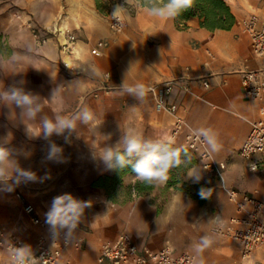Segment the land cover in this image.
Here are the masks:
<instances>
[{"label":"crops","instance_id":"crops-1","mask_svg":"<svg viewBox=\"0 0 264 264\" xmlns=\"http://www.w3.org/2000/svg\"><path fill=\"white\" fill-rule=\"evenodd\" d=\"M262 2L264 0H231L227 6L234 16V26L229 31L213 32L201 28L198 19H191L181 27L175 19L159 21L150 17L147 9L138 6L129 9L130 15L123 16L122 33L105 32L102 39H98L108 42L107 50L100 57L76 63L74 60L82 56V49L76 56L62 55L65 68L75 74L71 99L62 100L65 109L72 105L77 112L81 107H89L103 116L102 122L95 130L81 125L79 135L73 133L67 143L63 136L51 137L52 141L61 140L58 145L63 148V162L52 161L41 167L35 160L27 170L35 172L40 180L15 186L12 196L2 191L6 195L0 198V225L14 230L24 246L32 251L37 237L50 231L46 213L53 198L70 193L90 202L75 236L71 237L72 241L82 239V248L79 251L68 249L63 255L73 264L93 263L101 246L115 241L122 233L139 249L157 251L168 246L176 253L193 254L197 264L200 258L204 264H239L240 247L210 235L213 226H228L229 219L236 213L221 182L204 172L200 164L187 171L184 182L193 190L199 186L206 188L205 196L199 193L204 199L202 204L187 192L168 188L167 183L161 186L142 183L135 173L122 175L112 186L113 191L121 195L116 198L104 188L94 187L93 183L113 178L116 171L105 169L98 151L117 144L122 135L121 127H134L148 138H171L172 124L175 117H179L199 135L201 129H210L216 134L219 150L213 151L208 145L207 149L216 162L226 165L223 186L240 194L253 195L264 204V177L250 172L238 156L250 130L246 121L261 117L259 109L264 108L243 99L241 71L244 68L264 70V61L253 57L249 40L237 34L240 21L249 14L258 16L260 24L264 25ZM206 51L214 59H209ZM105 74L110 75V91L97 100L80 102L82 96L79 95L98 88ZM126 76L128 84L174 83L168 102L176 106L175 116L156 112L150 93L143 104L132 96L120 94L118 87ZM204 82L209 84L208 89L203 87ZM60 105L61 100L50 102L48 99L45 102L47 115L51 116L52 110ZM183 136L184 133L172 139L173 146L182 149ZM84 141L90 142L88 146ZM193 172L201 174L199 181L188 178ZM18 193L45 221V231L31 224L23 203L16 199ZM12 199L11 203L6 202ZM205 235L214 243L198 254L196 247ZM257 258L264 261V254L259 253Z\"/></svg>","mask_w":264,"mask_h":264},{"label":"built area","instance_id":"built-area-1","mask_svg":"<svg viewBox=\"0 0 264 264\" xmlns=\"http://www.w3.org/2000/svg\"><path fill=\"white\" fill-rule=\"evenodd\" d=\"M223 1L227 4L231 0ZM120 3L123 4L124 0H120ZM109 29L114 34H120L123 32V23L122 26H118L117 21L113 20L110 15ZM58 35L62 54L78 55L76 36L67 31H59ZM237 37L247 38L253 57L264 61V25L260 24L258 16L249 14L244 17L239 23ZM41 44L44 45L45 41ZM107 48V41L98 40L89 53L92 57H100ZM193 48L198 49L195 45ZM206 55L209 59H214L209 51H206ZM109 79V74L103 75V82L99 87L85 93L80 98V102L83 103L89 99L97 100L101 94H107L110 91ZM150 87L152 91L149 93L154 110L175 116L177 108L168 102L174 83H163ZM203 87L208 89L209 84L204 82ZM241 89L246 103L264 105V70L244 68L241 71ZM184 91L187 89L184 88ZM259 113L261 117L258 119L246 121L250 130L238 150V156L246 163L250 172L264 177V108L261 107ZM182 133H184L182 149H186L195 157L204 172L221 182V188L236 213L229 219L228 226L224 227L220 224L213 226L210 235L236 243L240 247L239 264H264L262 259L257 258L259 253L264 254V204L253 195L240 194L224 187L222 175L226 165L214 160L201 135L191 130L183 119L175 117L170 137L175 139ZM16 199L23 203L24 213L29 216L31 224L45 231L47 229L45 221L36 215L34 208L26 202L24 196L18 193ZM20 246L24 244L18 234L0 225V264H10L13 248ZM82 246V239L72 241L70 237L65 240L63 232L54 239L51 231H46L37 237L31 252L34 258L40 259L37 264H73L64 258V252L68 249L79 251ZM91 264H197V258L190 253H176L168 246L157 251L147 248L139 249L127 234L122 233L115 241L104 243L96 260Z\"/></svg>","mask_w":264,"mask_h":264},{"label":"clouds","instance_id":"clouds-1","mask_svg":"<svg viewBox=\"0 0 264 264\" xmlns=\"http://www.w3.org/2000/svg\"><path fill=\"white\" fill-rule=\"evenodd\" d=\"M141 3L146 5L147 14L150 17L159 21H168L193 8L195 0H124L123 4L113 5L110 15L117 21L118 26H122L123 16L130 15L129 9H134ZM24 59L13 54L8 63H18ZM4 63V60L0 58V67H3ZM126 79L127 76L118 87L120 94L134 97L139 104L146 102L148 93L152 91L151 87L142 82L128 84ZM61 89L62 87L53 89L50 102H55L60 97L61 105L52 110V115L49 116L41 115L45 106L37 95L24 88L11 86L5 89L3 84L0 85V105L12 110L11 115L15 109L20 110L18 114L15 112V120L25 125L29 138L42 137L49 142L46 158L55 162H63V148L51 140L53 135L63 136L67 143L73 133L79 135L81 125L95 130L103 119V116L86 106L71 115H66ZM29 124L39 126V133L33 134ZM121 129L122 135L115 146H107L102 151H98L106 170L122 171L130 167L142 183L161 186L169 180L171 170L187 164L189 159L187 150L174 147V141L171 138H148L142 131L131 126L121 127ZM200 135L213 151L219 150L217 136L210 129H201ZM9 142L10 136L0 143V191L7 192L14 191L15 186L21 183L37 182L41 179L35 172L19 165V162L13 158V149L5 146ZM188 178L199 181L201 174L193 172ZM201 194L205 196V191L202 190ZM89 206L90 202L79 200L70 193L54 197L46 213V223L50 226L53 238H57L62 232L65 240L74 237L84 210ZM213 243L214 240L208 235L201 237L196 247L197 253L202 254ZM38 260L40 259L33 257L29 246H20L13 248L10 264H37ZM198 264H204V260L200 258Z\"/></svg>","mask_w":264,"mask_h":264},{"label":"rangeland","instance_id":"rangeland-1","mask_svg":"<svg viewBox=\"0 0 264 264\" xmlns=\"http://www.w3.org/2000/svg\"><path fill=\"white\" fill-rule=\"evenodd\" d=\"M116 3H120V0H99L101 10H97L95 0H0V58L5 62L4 66L0 67V85L3 84L5 89L11 86L24 88L37 95L44 106L45 102L51 99L53 89L62 87V100L69 101L75 74L65 68L62 62L61 57L65 54H62L58 33L67 31L74 34L78 40V48L82 49V56L74 62L86 61L92 57L89 51L96 41L102 39L105 32H111L110 14ZM260 9L264 10V2L261 3ZM42 41H45L44 45L41 44ZM13 54L25 59L18 63H8ZM60 100L58 97L56 101ZM75 107L71 105L65 114L75 113ZM19 111L18 108L15 109L17 114ZM47 111L44 108L41 114L47 115ZM15 112L11 115L12 110L0 105V143L10 136V142L5 146L13 149V158L22 168L28 169L35 160L41 167L50 165L52 160L46 158V140L42 137L36 140L29 138L25 125L15 120ZM29 128L33 134L40 131L37 125L29 124ZM54 142L58 145L61 140ZM84 143L88 146L90 142ZM198 164L196 160L191 168ZM186 173L182 176L183 181ZM191 188L190 186L185 191L191 198L196 200L195 198L201 197L199 193L202 190ZM106 191L115 198L121 196L113 190ZM8 193L14 195V191ZM4 195L5 192L1 191L0 198ZM12 201L13 199L6 202Z\"/></svg>","mask_w":264,"mask_h":264},{"label":"trees","instance_id":"trees-1","mask_svg":"<svg viewBox=\"0 0 264 264\" xmlns=\"http://www.w3.org/2000/svg\"><path fill=\"white\" fill-rule=\"evenodd\" d=\"M97 10H101L99 0H95ZM142 8H146L144 3L140 5ZM191 19H198L200 27L210 32L216 30L229 31L235 24L234 16L231 14L229 7L223 0H195L193 8L185 11L180 16L175 18L176 23L181 27H185L186 22ZM189 157L186 165H182L179 168L171 170L169 173V180L167 181L168 188H174L180 191H187L189 185L184 183L182 176L188 169L195 165L196 159L191 156L187 151ZM127 173H134L131 168H126L122 171H116L113 178L99 179L93 183L94 187H101L106 190H113V185L118 182L122 175ZM197 190H205V187H196ZM200 204L203 203L202 197L195 198Z\"/></svg>","mask_w":264,"mask_h":264}]
</instances>
